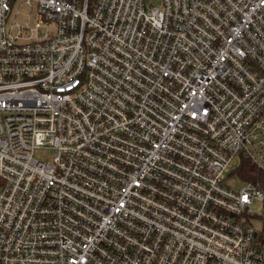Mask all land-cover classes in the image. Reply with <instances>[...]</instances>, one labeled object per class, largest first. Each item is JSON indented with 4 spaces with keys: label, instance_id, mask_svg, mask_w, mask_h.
<instances>
[{
    "label": "built area",
    "instance_id": "built-area-1",
    "mask_svg": "<svg viewBox=\"0 0 264 264\" xmlns=\"http://www.w3.org/2000/svg\"><path fill=\"white\" fill-rule=\"evenodd\" d=\"M159 1L0 0V264H264V0Z\"/></svg>",
    "mask_w": 264,
    "mask_h": 264
},
{
    "label": "trees",
    "instance_id": "trees-1",
    "mask_svg": "<svg viewBox=\"0 0 264 264\" xmlns=\"http://www.w3.org/2000/svg\"><path fill=\"white\" fill-rule=\"evenodd\" d=\"M243 182H251L257 187L264 185V171L254 165L250 160L242 158L240 164L232 172Z\"/></svg>",
    "mask_w": 264,
    "mask_h": 264
},
{
    "label": "rangeland",
    "instance_id": "rangeland-1",
    "mask_svg": "<svg viewBox=\"0 0 264 264\" xmlns=\"http://www.w3.org/2000/svg\"><path fill=\"white\" fill-rule=\"evenodd\" d=\"M151 1H152L154 6H157L160 3L159 0H151ZM25 13H26L25 9L21 10L20 14L17 16V18H24ZM14 14H16V12H14ZM12 18H14V15H13ZM36 156H37V158H39L40 160L44 161L45 163H50L51 162V158H52V153L49 152V151H40L39 153H37ZM236 168H237V166L232 169V172ZM240 186H242V184L238 183L236 187H240ZM253 208H254L255 211L259 212L260 214L263 212L262 206H261V204L259 202H256L253 205Z\"/></svg>",
    "mask_w": 264,
    "mask_h": 264
}]
</instances>
